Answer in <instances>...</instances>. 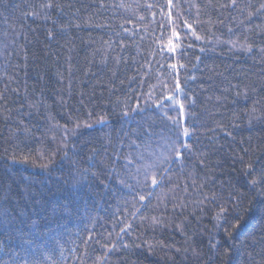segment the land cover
<instances>
[{"label": "trees", "instance_id": "trees-1", "mask_svg": "<svg viewBox=\"0 0 264 264\" xmlns=\"http://www.w3.org/2000/svg\"><path fill=\"white\" fill-rule=\"evenodd\" d=\"M45 2L0 3V95L6 98L0 101V177H11L5 209L13 218L0 227V247L9 250L0 256L97 264L107 252L101 245L115 242L104 264H224L225 251L228 264H264V219L257 211L264 198L253 199L237 162L241 156L264 161V15L247 18L260 0H239L242 8L254 6L243 13L220 8L229 0H188L184 18L202 38L189 35L183 57L179 49L175 55L159 50V9L146 5L163 0H54L59 7L50 16L40 7ZM33 11L35 20L28 15ZM249 45L252 53L244 50ZM172 63L177 69L168 67ZM177 79L187 96L183 116L164 100ZM129 109L137 110L124 116ZM169 117L188 128L191 151L160 165L170 168V181L153 189L149 179V187L133 192L120 179L144 180L141 154L144 163L167 155ZM77 123L93 127L65 133ZM29 185L31 197L24 191ZM234 190L245 194L238 208L230 200ZM149 191L154 194L137 207L150 206L131 215L132 204ZM221 207L229 212L218 220ZM29 216L49 222L54 233L42 228L43 235L32 234L19 223ZM118 220L132 224L120 240ZM29 241L37 257L23 251ZM53 248L51 259L39 255Z\"/></svg>", "mask_w": 264, "mask_h": 264}, {"label": "snow or ice", "instance_id": "snow-or-ice-1", "mask_svg": "<svg viewBox=\"0 0 264 264\" xmlns=\"http://www.w3.org/2000/svg\"><path fill=\"white\" fill-rule=\"evenodd\" d=\"M4 0H0V3H3ZM188 2V0H163V2L156 3V4H147L146 8L148 10H152L154 8L159 9V14L161 16V19L158 21H155L157 24V27L161 33L159 37H156L157 42L160 44V52L167 53L170 55H175L178 51L180 50V56L183 57L186 52L185 44L187 41V38L189 35L193 36L196 40H200L202 37L196 34L195 29H193V23L189 22L188 19L184 18L185 17V10H184V3ZM101 7L104 5L101 4ZM42 9L47 10L45 15L50 16V10L55 9L59 7L56 3H54V0H46L45 3H42L40 5ZM192 7H197V14L199 15V7L197 5H193L191 3L188 4V10ZM254 6L252 5H245L244 8L240 6L239 0H229L226 4L220 5L221 9H237L241 13L245 11V8H252ZM177 9H181V11H177ZM63 9L61 8V12ZM32 17L33 20L37 19L39 17V13L33 11L28 13ZM156 13L153 12V16H155ZM259 15H264V0H260L259 6L255 7L254 11H248L247 12V18L251 20L252 17L254 16H259ZM220 23H223L221 20ZM79 27V25H77ZM182 28L187 30V31H182ZM171 32L170 35H167L168 32ZM229 31H232V28H229ZM49 38H53V33L49 32L48 33ZM167 35V41L165 43V36ZM260 35L264 36V33H260ZM191 44H187V48H191ZM248 53L253 52V47L249 45L247 48L244 49ZM201 51L203 52L204 49L202 48ZM261 52H264V49H260ZM200 58L197 57V60ZM169 68L171 69H177V64L172 63L168 65ZM179 67H185V65L181 64ZM166 86V85H165ZM235 87V86H233ZM15 91V90H14ZM237 95H240L238 92ZM246 95V94H245ZM183 96V100L181 97ZM5 97L3 95H0V101H5ZM164 100L168 102V104L173 108V110H177L180 116H183L184 111H185V104L184 100H187V96L183 93V89L181 87V84L179 80L177 79L175 84H174V90L172 95H168L164 97ZM63 103V101H61ZM165 105L163 102L159 103L157 105L158 108H163ZM137 109H129L123 111L124 116L129 115V111H136ZM5 111L9 112V116L6 117V119H10V112L11 109L5 108ZM169 119L172 121V132L171 135L167 138V142L164 145L165 151L167 152V155H164L163 153L160 156H157L155 160H153L150 163H144L145 157L143 154H141L138 157V163L141 164L143 168V176L144 180H136L135 184H129L126 180L123 178L120 179V183L129 188L133 192H137V190L141 187H149L148 181L150 179V186L151 188H159L162 186L163 182L165 180L171 179L170 176V168L166 167H160L162 164L166 163H174L176 161L182 160L184 158L185 152H190V145L187 143V139L190 138L191 133L189 132L187 127H184L181 125L180 121L178 119H172L169 117ZM97 123H104L103 119L98 120ZM81 127L84 128H92L93 125L90 123H85L83 125L77 123L75 128L73 129H64L65 133H71L72 135H75L77 130ZM30 131V130H29ZM230 135V133H229ZM62 142L64 143V147L67 148V141L63 140ZM63 150V149H62ZM245 155H247V149L244 150ZM64 158H69L68 152L64 151ZM20 163H26L27 158L19 161ZM240 165H242L241 169V175L244 180V186L247 187L248 192L253 194V199L255 197H262L264 198V161H259V160H245L243 156L238 158L237 161ZM12 163L15 164L17 161L15 159L12 160ZM132 161L129 160L128 164H131ZM203 163V161H201ZM128 164L124 165V168L128 167ZM141 171L140 167L137 168V173L139 174ZM89 172L88 169H84L83 173L87 174ZM94 176L95 173H92ZM6 179H11L10 176H8L7 172H5L4 177H0V198H2L3 203H0V209H5V205L10 204V196L8 193L12 191L11 187L8 186L5 183ZM79 182V181H78ZM195 183V181H193ZM24 191L31 197V186H26ZM154 193L152 191H149L147 196L145 195H139V201L135 202L132 204V207L134 211L131 213V215L135 216L137 213L140 212V207L147 208L150 206V201L149 204H141L140 207H137V203L143 202L148 197H151ZM245 197L244 193H241L239 191L234 190L230 194V200L235 201L236 203L233 205V207L238 208L239 203L241 202L242 198ZM207 199V198H205ZM216 197H213V200H215ZM200 203H203L202 201ZM175 211V209H174ZM257 211L260 213L261 218L264 219V200L261 201V207L257 209ZM229 212V209L226 207H221L220 208V213L217 216V219L219 220L221 216H227ZM53 216L56 215L57 209L53 208L52 209ZM143 219H148L147 217H142ZM13 223V218L9 214V212L5 209L2 212H0V227H4L7 225H10ZM19 223L21 225H27L30 227V230L32 234H39L43 235L44 233L40 231L42 228H47L48 232L54 233V229L48 226L49 222H45L42 220L40 217H37V219L33 220L31 216L27 218H21L19 220ZM152 223L154 225L159 226V219L158 218H152ZM225 223H227V220H225ZM117 224H122L123 226L120 227L119 233L116 234L117 240L122 239L121 234H127L131 229H132V224L127 223L124 220H118ZM234 227H239V225H236ZM7 231V229H5ZM16 231L23 232V228H18ZM109 237L112 236V233L110 232ZM228 236L230 239L235 240L236 237H233L232 233L229 232ZM51 239L54 241L55 236L52 235ZM93 237H89V240L86 241V245L91 242ZM99 243V241H96ZM29 247H26L23 249L24 253L26 255H31L33 257H37L38 253L33 252L30 245L31 241L28 242ZM125 248L127 245H123ZM102 248H106L107 252L105 253L104 256H101L98 258L97 264H104V261L107 259V253L108 252H113L116 250V243L113 242L112 247L108 248L106 244L101 245ZM210 249H215L217 253L219 254V245L216 243L210 242L209 244ZM231 247H235V244L231 245ZM54 251V248L51 250H47L46 252L39 253L40 256H46L48 259H51V252ZM177 251H180V249H177ZM187 251V249H185ZM0 253H3V256H9V250H7V246L0 247ZM3 256H0V264H44L43 260L40 259H34L31 261H26L24 259V256L18 254V253H13L11 254V257L9 260H4ZM228 257V252L225 251L222 254V258L224 259V264H228L227 261ZM54 264V262H53Z\"/></svg>", "mask_w": 264, "mask_h": 264}]
</instances>
